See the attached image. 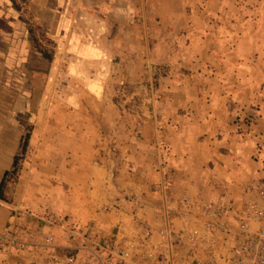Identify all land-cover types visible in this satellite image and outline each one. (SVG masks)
<instances>
[{"label": "crops", "instance_id": "0c3cea01", "mask_svg": "<svg viewBox=\"0 0 264 264\" xmlns=\"http://www.w3.org/2000/svg\"><path fill=\"white\" fill-rule=\"evenodd\" d=\"M165 66L169 90L187 109L179 131L158 134L169 141L175 210L154 221L140 214L133 227L142 237L171 217L167 229L181 241L152 235L145 244L167 261L139 264H178L177 255L189 264L198 246L184 230L198 206L229 216L249 202L264 209V0H0V182L30 127V168L46 159L68 184L69 170L92 166L81 148L68 150L69 132H114L119 87ZM181 67L191 73L178 81ZM248 116L246 132H234L233 120ZM11 207L1 202L0 232L16 217ZM74 223L75 234L91 228ZM44 232L51 247L0 252V264H84L77 238L57 227Z\"/></svg>", "mask_w": 264, "mask_h": 264}, {"label": "rangeland", "instance_id": "374dc122", "mask_svg": "<svg viewBox=\"0 0 264 264\" xmlns=\"http://www.w3.org/2000/svg\"><path fill=\"white\" fill-rule=\"evenodd\" d=\"M189 72L181 67L176 78L182 81ZM170 75L169 67L165 66L156 73L143 74L139 83L119 87L113 101L118 109L114 132L104 129L105 132H84V136L78 133L77 137L74 136L75 132H69L68 150L81 148L80 151L88 157V163L92 166L69 170L66 175L68 184L60 183L59 168L43 166L46 159L38 163L39 167L30 168V155L29 159L25 154L18 155L19 169L7 177V186L0 201L12 205L16 216L14 221L26 234L37 235L43 227L59 229L60 223L64 222V227L60 229L68 231L69 237L77 238L81 244L120 240L121 243L135 244L141 250L138 251L141 259L147 256L161 263L162 259L167 261L161 252L149 250L145 244L149 237H145V232L150 231L159 243L167 241L170 245L171 242L175 244L181 241L167 229L171 227V217H167L168 222L162 223L158 229L144 231L142 237L133 226L135 219H140V214L154 221L159 212L165 211L169 216V212L175 210L171 209V201H168L173 193L171 171L165 170L164 165V158L169 153V141L158 134L179 131L181 124L187 122L184 119L187 109L184 101H179L182 98L180 92L172 94L169 90L172 81ZM233 122L236 126L234 132H246L252 120L248 116ZM81 175L90 178L89 181L78 183ZM262 182L264 184V180ZM188 204L189 200L183 199V212ZM201 206L191 213L193 218L184 230L186 242L190 241L191 234L203 231ZM73 221L86 229L91 226L93 230L90 228L92 231L88 229V233L75 234V225L77 227L78 224ZM109 222L114 227L108 228L106 225ZM162 229L170 232L167 239L159 236L158 232ZM130 233L136 238L129 237ZM208 241L211 242L203 243L204 250L200 249V253L196 254L199 259H206L220 251V237ZM175 259L178 264H186L184 256L177 255Z\"/></svg>", "mask_w": 264, "mask_h": 264}, {"label": "built area", "instance_id": "2783aa9c", "mask_svg": "<svg viewBox=\"0 0 264 264\" xmlns=\"http://www.w3.org/2000/svg\"><path fill=\"white\" fill-rule=\"evenodd\" d=\"M1 205V201H0ZM200 212L204 218L203 231L191 234L190 242L198 246L189 264H264V209L249 203L232 215L213 204H203ZM230 212H232L230 210ZM60 223V228L64 227ZM30 236L24 232L17 221L9 222L0 232V252L18 251L28 247H51L54 237L44 232ZM159 236L167 239L169 233L162 229ZM145 237H151L150 231ZM220 237V251L206 259H199L197 253L204 250L209 239ZM167 242V241H166ZM204 243V244H203ZM137 246L120 240L92 241L81 244V259L84 264H139Z\"/></svg>", "mask_w": 264, "mask_h": 264}, {"label": "trees", "instance_id": "16d2710c", "mask_svg": "<svg viewBox=\"0 0 264 264\" xmlns=\"http://www.w3.org/2000/svg\"><path fill=\"white\" fill-rule=\"evenodd\" d=\"M30 127H28L24 134L21 136L20 142H21V147H20V155H24L25 151H26V147L28 144V140H29V136H30ZM19 169V156H15L14 160H13V165L12 168L5 172V174L3 175V178L0 182V196L2 195V193L4 192V190L6 189L7 186V177L8 176H12L14 175Z\"/></svg>", "mask_w": 264, "mask_h": 264}]
</instances>
